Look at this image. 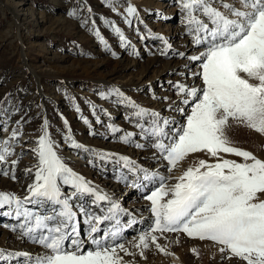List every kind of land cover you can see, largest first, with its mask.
I'll use <instances>...</instances> for the list:
<instances>
[{"label":"rangeland","instance_id":"obj_1","mask_svg":"<svg viewBox=\"0 0 264 264\" xmlns=\"http://www.w3.org/2000/svg\"><path fill=\"white\" fill-rule=\"evenodd\" d=\"M232 4L236 7L241 6L239 0H234ZM129 6L137 9L136 15H128ZM214 6L220 7L219 4ZM73 12L75 15H71ZM185 17L186 13L180 7V0H0V141H10L14 153L6 161L0 162V170L8 173L7 176L0 175V192L19 197L28 195L27 190L33 183L38 164L35 149L38 147V138L44 133L45 121L47 132L56 145L58 155L74 172L83 176L92 185L98 183L104 186L117 177L120 171L114 169L111 172L106 166L108 160L101 159L97 154L110 155L112 157L110 162L115 164L114 168L118 163L116 158L124 155L134 164L138 162L137 157L141 162L154 163L155 160L150 159L156 156H150L146 152L151 153L155 147L144 148L147 150L142 152L143 149L136 145L143 142L139 135V132L143 131L138 129V123L148 127L147 122L153 117L149 114L148 118L144 116L138 119L135 115L137 109L128 101H133L146 110L149 108V113L156 111L162 116L171 117V120L175 119L174 121L185 115V112L177 113L180 101L172 110L165 108L163 112L158 111L159 106L163 107L170 99L176 98L177 93L173 89L178 90L177 85L186 82V78L190 76L189 71H196V68L200 70L197 63L188 66L191 59L188 56L192 53L189 49L193 46L192 51L195 50L193 52L197 53H200L199 50L202 48L203 52L205 49L202 45L196 48L198 45L193 40L188 41L189 38H195L189 31L184 34L188 30ZM201 18L203 16H200ZM203 19L205 20V17ZM113 26L123 32L128 42L127 47ZM93 29H99L108 42V48L94 35ZM186 47L189 49L185 50ZM176 61L178 64L179 62L184 64L179 70L185 69V73L175 72L174 68L164 71L166 63L173 65ZM200 87H203L201 78ZM112 89H118L122 95L116 96ZM102 93H107L108 98H103ZM192 103L194 101H191L189 106ZM77 107L80 109L79 112ZM190 111L188 108L187 115ZM178 115L179 118L176 117ZM187 115L184 117L185 123ZM108 125H114L120 131L113 133ZM169 129L167 131L171 136L174 134L171 133L173 129ZM14 131L18 133L15 139L12 138ZM127 134L134 136H131L132 142L126 144L122 142L121 137ZM69 135L87 151L72 148L67 139ZM227 135L235 146L264 159L262 152L264 147L263 143H260V139L264 140V135L239 125L231 127ZM146 136L149 141L152 139L155 141L154 138ZM222 155L224 158L242 162L240 157ZM157 159L155 163L160 162L165 168L166 161ZM200 159L215 162V158L205 153L190 154L182 161L184 169L180 167L181 170L185 171L189 166L196 165ZM12 161L18 163L13 164ZM119 164L123 166L122 162ZM156 164H153L154 167ZM151 167L152 171H155L152 165ZM13 174L15 179L11 178ZM177 177L174 183L169 184L170 186L177 182ZM27 178L32 182H28ZM3 181H9L12 185H7ZM125 181H129L128 176ZM157 182L158 176L149 189L156 190ZM108 187L111 188L109 191L120 194L118 183L112 182ZM134 190L125 191L122 197L125 209L139 203L137 200H145L148 194L143 193L140 199H136ZM62 191L72 193L73 189L62 186ZM99 191L109 197L107 201H110V204L106 203L107 201L101 205L97 204L108 210L116 199L109 191L105 192L100 188ZM89 198L93 199L87 197L85 202L79 200L77 205L90 207ZM70 203L73 205V200H70ZM28 206L36 210L33 205ZM143 207L148 209L149 205L142 207L140 205L135 212H140ZM40 212H45L44 207H40ZM48 212L51 214L50 209ZM75 212L78 214L77 210ZM150 220L151 218L147 219L145 223ZM5 221L0 222V250L7 254L10 253L7 249L11 248L14 253V248L18 245L6 241V236L10 231L13 234H20L13 231L14 227L6 226ZM163 237L176 238L177 249L182 253V250H188L184 255H187L191 264H245L235 257L226 258L223 256L224 253L219 251L220 247L215 249L212 244L203 249L201 246L205 245L204 242L193 243V240V244L191 243L188 248L186 244L189 243V237L186 234L167 233ZM180 244L184 246L178 248ZM22 245L25 250L32 246H28L26 242ZM193 249L195 252L192 251L191 254L194 259H191L189 251ZM216 250L218 252L213 253ZM174 251L177 252L176 249ZM168 257L167 259L170 258ZM26 260L22 259L28 264ZM150 260L146 263L150 264ZM5 262L0 259V264H6ZM153 262L151 264H154ZM18 263L19 260L12 262Z\"/></svg>","mask_w":264,"mask_h":264},{"label":"snow or ice","instance_id":"obj_2","mask_svg":"<svg viewBox=\"0 0 264 264\" xmlns=\"http://www.w3.org/2000/svg\"><path fill=\"white\" fill-rule=\"evenodd\" d=\"M239 2L241 8L225 0H180L189 34H194L195 43L202 45L205 51L192 57L200 61V71L194 75L202 79L203 87L190 89L177 85L178 91L186 97L183 103H194L186 123L176 130L175 135H169L166 131L168 121L161 120L158 113H149L135 102L128 101L137 109L135 115L138 119L149 114L153 117L148 127L139 123L138 126L155 139L153 146L167 161L169 171L190 154L205 153L215 158L213 163L200 159L195 166H189L174 185L161 183L145 197L150 202L154 224L138 236V243L134 245L141 249V256L152 245L169 254L158 242L160 236L182 232L189 238L220 245L219 251L228 252L229 258H238L245 264H264V159L235 146L227 135L234 125L264 135V0ZM127 11L129 16H134L137 9L129 6ZM200 16L205 17L207 23ZM92 31L108 48L99 29ZM114 31L127 47L121 29L114 27ZM111 91L116 96L122 95L118 89ZM101 95L108 98L107 93ZM77 111H80L79 107ZM46 125L47 121L44 133L37 141L38 164L28 195L19 197L0 192V209L7 208L6 214L15 215L22 221L20 235L41 245L49 253L35 257L33 264H130L119 253H134L124 243L109 242L110 238L114 240L119 236V230L99 239L93 237L91 243L95 248L83 250V242L77 238L80 235L77 214L70 200L94 196L103 202L109 197L63 161ZM108 128L113 133L120 131L114 125H108ZM131 135L121 137L122 142L131 143ZM17 136L14 131L12 138ZM67 139L73 148L87 151L72 136ZM13 154L10 141H0V162ZM222 154L240 157L242 162L224 158ZM97 155L101 159L112 158L108 154ZM116 161L122 162L130 171L136 169L128 157L119 156ZM139 171L145 173L143 179H149L145 170ZM0 175L7 176L8 173L0 170ZM11 178L15 179V175ZM62 186L71 187L73 192L62 191ZM28 205H33L36 210ZM40 207H44L45 212H40ZM118 210L119 205L113 203L108 212L115 214ZM79 212L90 215L83 208ZM113 218V215H90L86 223L90 233H96L100 231L97 225ZM9 255L29 256L28 253ZM4 257V251L0 250V259ZM29 259L33 260L30 256Z\"/></svg>","mask_w":264,"mask_h":264},{"label":"bare ground","instance_id":"obj_3","mask_svg":"<svg viewBox=\"0 0 264 264\" xmlns=\"http://www.w3.org/2000/svg\"><path fill=\"white\" fill-rule=\"evenodd\" d=\"M232 2L234 3V0H226V3H231L232 4ZM237 8H241V6L240 5H238V7ZM221 10V9H220ZM221 11H224V10H221ZM199 15V14H198ZM202 17V16H201ZM204 18V17H203ZM203 18H201V19H203ZM204 20V19H203ZM205 22H207V20H206V18H205V20H204ZM187 31H189V30H186L185 31V33L184 34H186V33H188ZM177 36V35H176ZM185 37V36H184ZM183 37V38H184ZM192 37L193 38H195V36H194V34H192ZM195 41V39H188V41ZM182 41V40H181ZM194 44V43H193ZM199 48V45L198 46H196V48ZM189 48H185V50H188ZM192 49H193V46H191L190 47V49L189 50H191V55L190 56H188V57H190L191 59H190V61H189V67H191V66H194L196 63L199 65L200 63H198L197 62V60H193L192 59V57H195V56H198V55H201V53H203V51H202V49L201 50H199V51H201L200 53H197V52H193V51H195V50H193L192 51ZM170 54H174V53H172V52H170ZM183 54V53H182ZM185 54V53H184ZM173 56H177V55H173ZM181 56H183V55H181ZM178 57H179V55H178ZM183 63H180L179 62V64H178V62L176 61V62H174V64L173 65H171V64H169V63H166V67H165V69H164V71H167V70H169L170 68H174V70H175V72H182V74L183 73H185V69H182V70H179L181 67H183ZM128 66H124V68H127ZM163 71V72H164ZM199 69L198 68H196V71H189L188 72V74H190V76H189V78L187 77L186 78V82L184 81V82H182V83H180V85H184V86H186L187 88H197V89H200V88H202V87H200V78H199V76L198 75H194V74H196V73H199ZM165 76V75H164ZM39 77V76H38ZM184 79V78H183ZM178 83V84H179ZM174 91H176V98H174L173 100L172 99H170L168 102H167V104H164V106L162 107V105L161 106H159V108H158V111H160V112H163L164 111V109L165 108H167L168 110L170 109V110H172L173 109V107H176V103L178 102V101H180V103H181V105H180V109L178 108V114H180V113H182V112H185V115L184 116H180V115H178V116H176L177 118H179V116H180V118L181 119H179V120H177V121H174L175 119H172L171 120V117H166V116H162L161 114H159V117H161L163 120L164 119H166L167 121H168V125H167V129H173V132H171L172 134L174 133V129H176V130H178V129H180V128H182L183 127V124H185V122H184V117L188 114V108L191 110V106H189L190 105V103L189 104H187V105H182V104H184L183 103V99H185L186 97L184 96V95H182L177 89H173ZM189 100H191V98H188ZM188 108H187V107ZM162 107V108H161ZM181 110V111H180ZM153 111V110H152ZM155 113H157L156 111H154ZM170 112V111H169ZM177 115V114H176ZM173 116V115H172ZM174 118V117H173ZM187 118V117H186ZM171 122V123H170ZM174 124H176V125H174ZM175 126H179V128H175ZM173 127V128H172ZM129 128H131V127H129ZM169 129V130H170ZM131 130H133V128L131 129ZM133 132V131H132ZM253 132V131H252ZM126 133H128V130L126 131ZM241 134V133H240ZM144 135V134H143ZM174 135V134H173ZM244 135V134H243ZM146 138H147V136L146 135H144ZM260 136V135H259ZM148 139V138H147ZM149 140V139H148ZM151 140V139H150ZM260 143H263L262 144V146L264 147V140H261L260 139ZM144 144H146V148H149V146L150 147H152V145L149 143V142H142V144L141 145H144ZM253 144V143H252ZM144 147V146H143ZM73 148V147H72ZM255 148V147H254ZM71 149V148H70ZM142 152H146V150H143ZM262 152H263V154H264V148H263V150H262ZM146 153H148L150 156H156L157 158H159V159H162V160H164L163 158H162V156L158 153V151L157 150H153L151 153H149V152H146ZM155 154V155H154ZM113 155H115V154H113ZM146 155V154H145ZM125 156V155H124ZM126 157V156H125ZM156 157H153L152 159H150V160H155L154 161V163H152L151 162V164H149L148 163V161H146L147 163H145V162H141V160H139L138 159V157H137V161L138 162H135V166H136V172H134V170H132L131 171V179L132 178H134V177H143V175L145 174L143 171H139V169H143V170H145L149 175H151V174H160V173H164L163 175H168V179H169V181L166 183V185H168V186H170L169 184L170 183H174L175 181H176V176H180V175H182V173L184 172L183 170H181V168H182V162L180 163V165L178 164L177 165V167L174 169V170H171V171H166L165 169L167 168V166L164 168L163 167V165L159 162V163H155L156 162V160H158ZM113 158H114V156H113ZM147 158H149L148 157V155H147ZM136 160V159H135ZM145 161V160H144ZM108 162L109 163H107V167L109 168V170L112 172L114 169L115 170H118V169H122V167H121V165L119 164V162L117 163V165H116V168H114V163H112V162H110V159L108 160ZM164 162V161H163ZM105 163V162H104ZM153 164H156V167H154V165ZM164 164V163H163ZM151 165L154 167V172H152V167H151ZM168 165V164H167ZM193 166H195V165H193ZM181 167V168H180ZM156 168V169H155ZM157 168H160V169H163L162 171L161 170H157ZM178 169H180V170H178ZM182 169H184V168H182ZM103 170H106V169H103ZM103 170H101V171H103ZM127 171H129V169L127 170ZM179 171H181V172H179ZM127 173V172H126ZM177 177V178H178ZM117 178H113V180H116ZM27 180H28V182H32L31 181V179L30 178H27ZM88 181V180H87ZM111 182L110 183H107V184H105L104 186H100L98 183H94V185H98V186H95L98 190H99V188L102 190V191H109V189H111V188H109L108 187V185L109 184H111L112 183V180H110ZM4 182V181H3ZM5 184H7V185H12V184H9L10 182L8 181V182H4ZM114 183H118V182H114ZM129 185H131L129 188H126V187H122V186H119V185H121V182L118 184V191H120V194H115V191L114 192H112V191H109L110 192V194H111V196L113 197V198H115L116 200H115V204H117L118 203V200H119V210L115 213V214H113V213H110V212H108V210L106 209V208H104L103 206H99V205H101V203H104V202H99L98 200H96L97 202H95L94 203V206H92V208L94 207L95 209H92L91 211L90 210H86V212L88 213V214H90V215H95V216H105V215H113L114 216V218H113V222L115 221V220H118V219H120L121 220V223H123V222H125L126 224H128V223H133L135 226H141L142 228L139 230V231H137V232H134V233H136V234H131V236H129L127 239H125L124 241H123V243L125 244V247L130 251V252H132V253H134V255H128L127 253H125V252H120L121 253V256L123 257V259L126 261V262H130V264H148V262L146 263V261L147 260H149V259H151L149 262H150V264H151V262L152 261H154L153 263L154 264H191L190 263V261H189V258L187 257V255H184V252H187L186 250H182L183 251V253L180 251L179 252V250L177 249V247H176V241H175V239L176 238H174V237H163V236H161L160 237V239H159V243L162 245V246H164L165 248H166V251H167V253H169V254H165V253H163V252H160L154 245H152L151 247H149L148 249H145L144 250V255L143 256H141L139 253H140V251H141V249H138V248H136V247H134V245H135V243H138V236L139 235H141L142 233H144V232H140L141 230H143L145 227H147V226H145V224L146 223H148V222H146L145 223V221L147 220V219H152V215H151V213H148V209H146L145 207H143L142 208V210L140 211V212H135V211H137V209H138V206H140L141 204H134V205H130V209H125V207H124V205H123V201H122V197H123V195L125 194V191H128V190H133V189H135L134 190V194H136L137 195V188H136V186H137V183L136 182H134L133 184H130V183H128ZM174 185V184H173ZM18 187V186H17ZM99 187V188H98ZM100 193H102L101 191H99ZM70 194V193H69ZM104 194V193H103ZM92 198H93V196H91ZM95 198V197H94ZM73 200V210L74 211H76V208L77 207H75V206H81L80 204L79 205H77V203H79L80 201L81 202H85V197L84 196H81L79 199H72ZM80 200V201H79ZM145 201L148 203V201L145 199ZM89 202V204H90V200L88 201ZM99 205H98V204ZM106 203H109L110 204V201H107ZM71 204V203H70ZM97 204V205H96ZM137 205V206H136ZM145 205H147V204H144V205H141V206H145ZM85 205H83V207H84ZM112 206V205H111ZM111 206L110 207H108V209L109 208H111ZM132 206V207H131ZM149 208V207H148ZM45 209V208H44ZM2 210H4L3 211V214H2ZM6 211V212H5ZM7 211H8V209H0V214H1V216H0V219H1V221L2 220H4V218H6V219H8V218H10L8 215L9 214H6L7 213ZM39 211H40V209H39ZM90 215H89V217H90ZM4 216V217H3ZM12 216H14V215H12ZM136 218H134V217ZM147 218V219H146ZM0 221V222H1ZM123 221V222H122ZM100 225V227H104V229H107L108 227H111V228H115V226L112 224V223H110V222H106V221H104L102 224H99ZM99 225H97V227H99ZM145 226V227H144ZM138 228V227H137ZM114 230H123V228H119V229H114ZM112 230H108V233H110ZM167 234V233H166ZM157 235L158 236H160V234L159 233H157ZM173 236V235H172ZM91 237H93V235H91ZM98 238H99V235L97 236ZM163 237V238H162ZM188 237V236H187ZM10 241V243H12V244H17L18 246H17V248H14L15 250H14V253H28L29 254V256L30 257H35V256H43V255H45V254H48L45 250H43L42 248H37V247H34V246H30V245H28V246H30V248H26L27 250H25L24 249V245H22L23 243H25V239L21 236V235H17V234H13V233H11V231L10 232H8L7 233V236H6V241ZM179 240V239H178ZM194 240V242L193 243H195V242H204L205 243V245L204 246H201V248H203V249H206V246L208 245V244H212L211 242H208L209 240H207V241H201V240H196V239H193V238H189V243H187L186 245L188 246V248H189V246H190V244L192 243V241ZM192 243V244H193ZM183 244H180L179 246H178V248H180L181 246H182ZM214 247H215V249H218V248H216V247H220V246H217V245H214V244H212ZM184 246V245H183ZM182 246V247H183ZM86 249H89V248H86ZM176 249V251L177 252H175L174 250ZM214 249V248H213ZM8 250V252H10V253H7V254H5V257L4 258H2L4 261H6L5 263L6 264H12V262H14V261H16V260H19V263L18 264H27L26 262H24V261H22V259L23 258H26L27 260L26 261H28L29 262V256H22L23 258H21V255L20 256H18V255H15L16 257H13L14 255H9V254H11L12 253V251H13V249H11V248H9V249H7ZM6 250V251H7ZM192 251L193 250H191V251H189V257L191 258V259H194L193 258V256H192ZM216 252H218L217 250L216 251H214L213 253H216ZM119 253V254H120ZM168 255H169V257H168ZM223 256H225L226 258H229L230 257V255H229V253H227V252H224V254H223ZM167 257L169 258V259H167ZM231 258H233V257H231ZM34 260V259H33ZM214 261V259L212 260V262ZM194 263H195V261H193ZM2 263H4V262H2Z\"/></svg>","mask_w":264,"mask_h":264}]
</instances>
